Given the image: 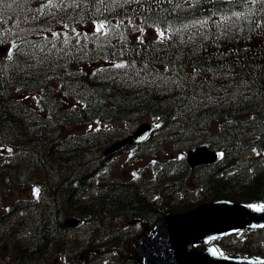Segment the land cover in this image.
Instances as JSON below:
<instances>
[{"label":"trees","instance_id":"16d2710c","mask_svg":"<svg viewBox=\"0 0 264 264\" xmlns=\"http://www.w3.org/2000/svg\"><path fill=\"white\" fill-rule=\"evenodd\" d=\"M134 16L166 39L139 43L111 22ZM102 22L101 33L76 43L55 32ZM145 116L191 136L187 147L220 152L198 169L202 201L264 203V163L243 154L264 151V0H0V182L34 177L42 187L39 204L21 199L0 213V264H80L90 247L109 255L104 264H135L128 242L138 233L125 224L144 230L194 204L162 193L164 173L155 178L162 186L147 188L151 179L105 171V157L95 156L109 141L101 128L66 135L119 122L125 137ZM173 181L179 187L182 177ZM67 217L89 230L87 240L68 235ZM88 256L86 264L98 259Z\"/></svg>","mask_w":264,"mask_h":264},{"label":"water","instance_id":"95a60500","mask_svg":"<svg viewBox=\"0 0 264 264\" xmlns=\"http://www.w3.org/2000/svg\"><path fill=\"white\" fill-rule=\"evenodd\" d=\"M143 127L127 142L143 136ZM139 134V135H138ZM215 155L205 147L193 149L188 154L191 165L210 162ZM264 226V209L224 200L201 204L183 214H169L159 219L147 236L131 243L133 256L139 264H264V259L221 257L203 245L212 237L232 233L239 229Z\"/></svg>","mask_w":264,"mask_h":264},{"label":"rangeland","instance_id":"374dc122","mask_svg":"<svg viewBox=\"0 0 264 264\" xmlns=\"http://www.w3.org/2000/svg\"><path fill=\"white\" fill-rule=\"evenodd\" d=\"M98 29V26L95 25H87L84 26L83 28H78L76 29L77 31H73L68 35V33L65 35V40L66 42H71L73 38H76L77 35L84 33L85 31L90 32V31H96ZM64 35V34H63ZM62 35V36H63ZM145 35L149 36H154L155 33L153 31H146ZM74 40V39H73ZM28 101H30V97L28 98ZM142 122H148V123H153V121H150L149 119H143ZM141 123V122H140ZM114 126H119L121 124L119 123H114ZM155 125V124H154ZM113 126V127H114ZM95 126L94 125H88V126H82L78 127L73 130H68L66 132V135H71L76 132L82 133L84 131H89L92 130ZM171 133V131L169 132ZM165 134V132L161 134H157L154 138L157 139L161 135ZM166 136V135H165ZM167 139V138H166ZM184 140L188 139L187 137H183ZM166 148H169V146H166ZM179 148L180 146H175L173 147L172 150L166 152V155H170L171 158H176L179 156H182V153H179ZM133 148H127L123 150L122 154L120 156L113 155V157L110 159V161H114L116 167V173L121 178V180H127L135 175L136 171H139L142 169V173L140 174L141 177L148 178L150 175V168L152 167V161L155 160L153 156L148 157V156H143L140 162L137 163H128V160L133 154ZM244 155H246L249 158L256 159L258 160L259 158H264V153L263 152H258L254 150H243ZM179 153V154H178ZM1 150H0V156H1ZM178 154V155H177ZM185 154V153H184ZM161 158L164 157V155H160ZM167 157V156H166ZM25 172L28 173V170L25 169ZM24 172V174H25ZM176 174V173H175ZM195 171L191 170L190 172V177L189 181L184 184L183 187V196L188 195L190 198H193L196 196L198 193V190H201V185L203 176H200L195 180ZM22 176V175H21ZM24 177V176H23ZM25 180V179H24ZM23 180V182H24ZM120 181V179H119ZM185 183V181H184ZM9 188V189H7ZM179 188H169L168 193L173 197V198H178L180 195L179 193H175L176 190ZM186 190V191H185ZM32 195V192H29V187L27 188L25 185L22 184H17L15 186L9 187L5 185V183L0 182V210L7 206L9 202L15 201L17 198H27L28 196ZM3 196L6 197L4 200ZM2 231V228L0 227V232ZM85 234V230L83 228H73L68 231V235H73L75 237L82 236ZM88 236H90L89 233H87ZM237 235V234H236ZM236 235H231V236H226L224 238V243H232L235 242L236 244L242 243L243 240L246 241L248 246H259L260 243L264 242V229L260 231H256L251 233L249 236H236ZM226 250V249H225ZM263 252V250H261ZM105 259H101L99 262L94 263V264H102Z\"/></svg>","mask_w":264,"mask_h":264},{"label":"bare ground","instance_id":"6f19581e","mask_svg":"<svg viewBox=\"0 0 264 264\" xmlns=\"http://www.w3.org/2000/svg\"><path fill=\"white\" fill-rule=\"evenodd\" d=\"M186 148H187V143L182 144L179 153H182V155H184L183 152L186 151ZM164 153H165V151H163V150L160 151V154H164ZM186 171L188 172L189 170H186ZM149 178L151 179V181H150V184H147V186H148L147 188L153 187L155 184H158L157 185L158 187L162 186V184L155 179L156 178L155 176H151ZM140 181L145 183V181H148V180H147V178L141 177ZM259 247H261V249H263V251H264V243L263 242L259 244ZM242 259H247V258H242ZM132 260L135 262V264H139V262L136 259L132 258Z\"/></svg>","mask_w":264,"mask_h":264},{"label":"snow or ice","instance_id":"6c2138e0","mask_svg":"<svg viewBox=\"0 0 264 264\" xmlns=\"http://www.w3.org/2000/svg\"><path fill=\"white\" fill-rule=\"evenodd\" d=\"M103 27V25L101 24L100 26H99V28H102ZM99 28L97 29V30H99ZM117 67H122V65H117Z\"/></svg>","mask_w":264,"mask_h":264}]
</instances>
